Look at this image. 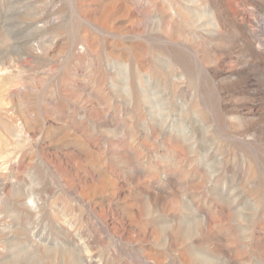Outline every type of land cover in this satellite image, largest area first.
Listing matches in <instances>:
<instances>
[{
  "label": "rangeland",
  "instance_id": "obj_1",
  "mask_svg": "<svg viewBox=\"0 0 264 264\" xmlns=\"http://www.w3.org/2000/svg\"><path fill=\"white\" fill-rule=\"evenodd\" d=\"M0 264H264V0H0Z\"/></svg>",
  "mask_w": 264,
  "mask_h": 264
}]
</instances>
